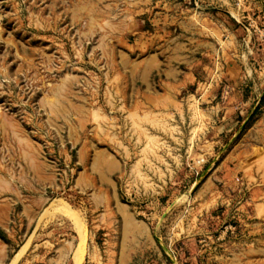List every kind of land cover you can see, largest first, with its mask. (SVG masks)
Instances as JSON below:
<instances>
[{"label":"rangeland","instance_id":"374dc122","mask_svg":"<svg viewBox=\"0 0 264 264\" xmlns=\"http://www.w3.org/2000/svg\"><path fill=\"white\" fill-rule=\"evenodd\" d=\"M0 264H264V0H0Z\"/></svg>","mask_w":264,"mask_h":264},{"label":"bare ground","instance_id":"6f19581e","mask_svg":"<svg viewBox=\"0 0 264 264\" xmlns=\"http://www.w3.org/2000/svg\"><path fill=\"white\" fill-rule=\"evenodd\" d=\"M76 223L78 224V221H76ZM76 223H75V224H76ZM77 224H76V225H77ZM79 224H80V223H79ZM80 225H81V224H80ZM80 225H79V226H80ZM77 226H78V225H77ZM81 227H82V226H81ZM77 229H78V227H77ZM78 230H79V229H78ZM79 231H80V230H79ZM79 233H80V232H79ZM24 249H25V246L23 247V250H24ZM23 250L21 249V251H20V252L22 253V252H23ZM20 252H19V254H20ZM19 254H18V255H19Z\"/></svg>","mask_w":264,"mask_h":264}]
</instances>
